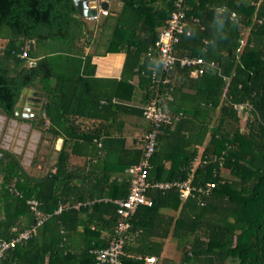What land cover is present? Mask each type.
Masks as SVG:
<instances>
[{
	"label": "trees",
	"instance_id": "obj_1",
	"mask_svg": "<svg viewBox=\"0 0 264 264\" xmlns=\"http://www.w3.org/2000/svg\"><path fill=\"white\" fill-rule=\"evenodd\" d=\"M113 1L116 8L89 23L73 0H0V114L16 118L22 90H39V117L19 120L32 122L41 139L63 138L54 164L40 174L0 145V241L43 218L0 264H96L93 251L108 245L119 223L114 200L127 195L132 178L113 175L114 168L142 159L149 130L146 119L141 145L131 149L122 123L143 117L153 99L171 121L157 129L148 179L192 174L193 184L214 187L185 200L175 188L150 189L153 204L129 219L133 238L122 264H144L148 255L158 264H264V1L185 0L190 32L174 53L218 63L197 76L191 67L164 69L154 60L175 0ZM116 52L124 54L119 77L95 76L93 57ZM137 88L141 105L131 104ZM74 154L85 157L81 171L71 163ZM29 199L39 201V216ZM168 233L176 258L162 257L164 242L154 238ZM76 236L84 240L79 248Z\"/></svg>",
	"mask_w": 264,
	"mask_h": 264
},
{
	"label": "built area",
	"instance_id": "obj_2",
	"mask_svg": "<svg viewBox=\"0 0 264 264\" xmlns=\"http://www.w3.org/2000/svg\"><path fill=\"white\" fill-rule=\"evenodd\" d=\"M260 0L256 1L258 3ZM264 1V0H263ZM175 7L171 11L166 25L161 29L157 41L155 43L158 55L154 60L162 64L164 69H167L178 63L179 66L191 67V74L193 76L200 75L204 72V68L211 67L218 69V63L214 61H206L200 56L176 55L173 51L174 45L178 43L181 34H189L188 21L185 11V0H175ZM103 11V10H101ZM104 12V11H103ZM96 16L88 17V19H95ZM231 17H235L232 12ZM240 46L236 49L238 52ZM151 55V53H148ZM26 53L23 52V56ZM32 64V62H30ZM237 107V106H235ZM241 110V108H240ZM142 115L149 122V130L144 134V153L142 159L132 167V178L129 185L128 193L125 197L115 199L117 204L116 213L119 216V223L114 230V235L109 240L108 245L104 248H96L93 253L96 264H122L121 254L125 242L130 241L133 235H128L127 231L130 227L129 219L136 212L140 205L151 206L153 199L149 194V190L157 188L162 191L175 188L178 191L179 197L185 200L193 197L196 194H207L211 188L214 187V182H207L205 185H195L192 183V175L189 178L174 181H150L148 179V170L150 168V159L154 150L156 142V134L158 127L161 124L171 121V115L163 111L162 107L156 100L147 102L142 111ZM29 207L39 216V201L36 199H29ZM67 207V206H65ZM64 208L59 205L54 213H59ZM48 216V215H47ZM41 217L37 218L34 224L9 241H0V257L6 249L14 247L17 243L29 239L36 234L37 227L42 222ZM157 262L156 256L145 257L144 264H155Z\"/></svg>",
	"mask_w": 264,
	"mask_h": 264
},
{
	"label": "crops",
	"instance_id": "obj_3",
	"mask_svg": "<svg viewBox=\"0 0 264 264\" xmlns=\"http://www.w3.org/2000/svg\"><path fill=\"white\" fill-rule=\"evenodd\" d=\"M114 4L116 3L113 0H109L107 9L114 8ZM101 10L102 9L100 8L98 9L97 16L99 18H101L100 15L105 12V10H103L104 12ZM87 50H91V48H87ZM123 59H124V54L122 52L106 53L105 55H95L92 59V62L95 63V76L119 77ZM134 82L136 83V79L134 80ZM140 98H141V90L137 88L135 90L134 97L131 100V104L141 105L142 101H140ZM4 118L5 119L2 118L0 119V139H1L0 142L3 141L2 136L7 134L6 135L7 141H5V145L7 146L6 148L12 150L13 152L19 151V153L17 154L21 155L22 157L21 161L26 158L25 153L27 152V150H31V155L30 156L28 155L30 158L28 162L30 165L35 164V167L38 168L37 172H32V173L40 174L43 171L50 168L55 162L56 151H58L63 144V138L62 137L53 138L51 135H47L44 139H41V132L32 125V122L19 120V118H15L16 121L14 122V124L12 123L10 124L9 119L5 115ZM145 121L147 120L141 116H138L137 114H131L130 116L126 117L125 121H123L121 130L126 136L125 139L126 147H131V149L140 147L141 143L139 144V141L141 140L140 136L142 132H144L145 130V125H146ZM97 122L98 120H88L86 121V125L93 124V126L96 127ZM25 123L28 125L25 126ZM113 128L114 127L111 126V129ZM7 129L8 131L11 130V132L7 133L6 131ZM58 139H62V143L60 146L57 144ZM84 162H85L84 156L76 155V154L71 155V163L73 165L80 166L78 167V171L82 170L81 166L84 165ZM134 165L135 164H132L126 169H121L116 167L114 168L115 170L113 175L129 174L131 178L133 176L132 167ZM77 182H81V180L77 179ZM79 204L80 203L75 204L74 206L76 207ZM163 210L164 212L170 214H175L177 212L172 209H163ZM164 222H166V220ZM160 229L159 232H162ZM157 234L160 235V233ZM91 235L96 236V238L98 237L97 234H89L90 237ZM101 236H103V234ZM154 238L157 240H163L164 242L161 253L162 257H169V258L177 257L175 248H174V252L172 251V249L169 250L168 247L165 249L166 242H170L173 244V246H175V240L169 233L165 238L161 239L158 236H155ZM71 241L73 242V245L76 248H79L83 244L84 240L81 237L76 236ZM158 262L159 261H157L155 264H158Z\"/></svg>",
	"mask_w": 264,
	"mask_h": 264
},
{
	"label": "water",
	"instance_id": "obj_4",
	"mask_svg": "<svg viewBox=\"0 0 264 264\" xmlns=\"http://www.w3.org/2000/svg\"><path fill=\"white\" fill-rule=\"evenodd\" d=\"M75 6L78 10V13L85 18L96 16L98 13V9L107 10L108 1L109 0H73ZM43 102V93L39 90L31 89L29 87H25L17 105L15 106V116L16 118H28V119H36L39 117V110L41 104ZM5 119L3 114H0V119ZM16 121L15 118H9L10 124H14ZM28 124L25 123V126ZM7 133L11 132V130H6ZM7 135V134H6ZM3 135V141L0 142L1 147L6 148L5 141H7V136ZM62 143V139L57 140V144L60 146ZM21 144V143H20ZM19 153V151H15ZM24 161L22 160V163Z\"/></svg>",
	"mask_w": 264,
	"mask_h": 264
},
{
	"label": "rangeland",
	"instance_id": "obj_5",
	"mask_svg": "<svg viewBox=\"0 0 264 264\" xmlns=\"http://www.w3.org/2000/svg\"><path fill=\"white\" fill-rule=\"evenodd\" d=\"M116 4H114V8H116ZM88 21H89V23H91V22H95L97 19H87ZM244 111L241 109L240 110V115L242 116V117H244L245 115H244ZM31 155V150H27V152L25 153V156H26V158L25 159H23V164L25 165V167H26V169H28L30 172H37L38 171V168H36L35 167V164L34 165H30L29 164V162H28V160L30 159L29 158V156ZM168 247V249L170 250V249H172V251L174 252V246H173V244L172 243H170V242H166L165 243V249Z\"/></svg>",
	"mask_w": 264,
	"mask_h": 264
}]
</instances>
